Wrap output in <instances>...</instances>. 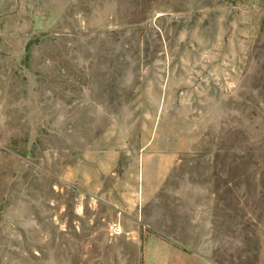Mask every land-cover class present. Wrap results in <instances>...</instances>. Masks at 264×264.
<instances>
[{"label":"rangeland","instance_id":"1","mask_svg":"<svg viewBox=\"0 0 264 264\" xmlns=\"http://www.w3.org/2000/svg\"><path fill=\"white\" fill-rule=\"evenodd\" d=\"M0 264H264V0H0Z\"/></svg>","mask_w":264,"mask_h":264},{"label":"built area","instance_id":"2","mask_svg":"<svg viewBox=\"0 0 264 264\" xmlns=\"http://www.w3.org/2000/svg\"><path fill=\"white\" fill-rule=\"evenodd\" d=\"M109 231H110L111 233H114V234H116V233L119 232L118 229H116L115 227H112V226L109 228Z\"/></svg>","mask_w":264,"mask_h":264}]
</instances>
